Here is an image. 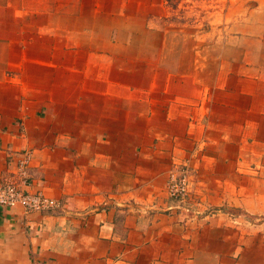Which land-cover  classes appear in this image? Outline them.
<instances>
[{
    "label": "crops",
    "instance_id": "obj_1",
    "mask_svg": "<svg viewBox=\"0 0 264 264\" xmlns=\"http://www.w3.org/2000/svg\"><path fill=\"white\" fill-rule=\"evenodd\" d=\"M227 1L187 49L164 0L0 2V185L28 151L59 203L0 207V264H264V0Z\"/></svg>",
    "mask_w": 264,
    "mask_h": 264
},
{
    "label": "built area",
    "instance_id": "obj_2",
    "mask_svg": "<svg viewBox=\"0 0 264 264\" xmlns=\"http://www.w3.org/2000/svg\"><path fill=\"white\" fill-rule=\"evenodd\" d=\"M32 153L25 151L17 158L10 178L0 185V207H21L25 213L50 212L59 208V203L42 190H34L29 169ZM192 185L191 170L187 165L175 167L169 174L167 194L181 208H185L190 199Z\"/></svg>",
    "mask_w": 264,
    "mask_h": 264
},
{
    "label": "rangeland",
    "instance_id": "obj_3",
    "mask_svg": "<svg viewBox=\"0 0 264 264\" xmlns=\"http://www.w3.org/2000/svg\"><path fill=\"white\" fill-rule=\"evenodd\" d=\"M7 1L14 3V6H25L28 10L43 11L46 5L56 1L58 2L59 0H0V2ZM145 1L148 3L147 10L149 14L158 15L160 12L159 6L154 7L152 5H159L161 0ZM164 1L167 4L168 14V17L165 19V24L171 30V33H173L171 35L170 47H178L180 49L191 48L195 45L196 42L193 39L195 33L206 34L211 31L213 35L216 29L210 20L211 12L214 11L216 5L224 7L229 2L227 0H220V2L218 0H170L169 3L166 0ZM244 218L245 220H250L248 217Z\"/></svg>",
    "mask_w": 264,
    "mask_h": 264
},
{
    "label": "trees",
    "instance_id": "obj_4",
    "mask_svg": "<svg viewBox=\"0 0 264 264\" xmlns=\"http://www.w3.org/2000/svg\"><path fill=\"white\" fill-rule=\"evenodd\" d=\"M166 1L169 3L170 0H166Z\"/></svg>",
    "mask_w": 264,
    "mask_h": 264
}]
</instances>
